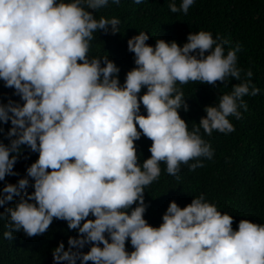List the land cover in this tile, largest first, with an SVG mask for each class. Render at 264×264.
<instances>
[{
    "label": "clouds",
    "instance_id": "obj_1",
    "mask_svg": "<svg viewBox=\"0 0 264 264\" xmlns=\"http://www.w3.org/2000/svg\"><path fill=\"white\" fill-rule=\"evenodd\" d=\"M108 2L0 0V79L23 101L0 102V121L12 125L5 133L10 142L0 140V180L18 175L22 146L39 152L27 175L0 191V205L19 195L0 214L8 216L4 236L43 234L60 218L80 235L70 236L67 248L59 242L54 264H264V223L244 218L234 228V216L205 193L183 207L173 199L159 226L144 215L145 186L160 177L161 161L177 175L182 163L212 158L201 127L208 134L234 131L230 115L240 118L241 106L248 109L245 94L260 92L252 69L238 65L241 45L226 49L227 39L204 29L189 32L182 46L164 38L153 45L139 31L128 39L136 66L121 83L114 60L89 55L96 30L119 32V17L95 14ZM193 3L170 0L169 7L187 13ZM228 77L241 82L218 104L206 105L207 114L189 128L179 111L189 107L180 85H215ZM142 135L152 143L151 156L140 163ZM203 163L196 159L189 167ZM86 244L90 250L82 251Z\"/></svg>",
    "mask_w": 264,
    "mask_h": 264
},
{
    "label": "trees",
    "instance_id": "obj_2",
    "mask_svg": "<svg viewBox=\"0 0 264 264\" xmlns=\"http://www.w3.org/2000/svg\"><path fill=\"white\" fill-rule=\"evenodd\" d=\"M170 0H109L108 4L95 10L97 18L101 15L120 18L119 32L96 30L91 41L90 56H105L114 60L120 67L119 79L123 83L129 70L136 66L135 53L128 48V39L147 31V43L155 45L158 38L168 41L175 39L181 46L187 41L188 33L201 29L210 30L213 36L220 34L229 42L225 48L241 45L238 52V65L245 71L251 68L254 75L250 78L260 92L256 95L245 94L244 100L248 109L241 106L243 115L236 118L230 115L235 125L232 132H221L214 129L208 134L201 127L205 139L209 140L214 154L212 158H193L188 164H181L177 175L169 174L166 162L161 161L162 173L151 184L145 186V201L148 208L145 218L154 226L162 223L163 213L170 202L175 199L180 206H186L194 196L205 193L207 198L218 204L222 212L234 216L233 227L238 229L239 221L247 218L254 222L264 223V0H194L187 13L173 12L169 7ZM177 4L181 0H175ZM111 27V26H109ZM242 78L244 73L241 74ZM241 82L236 77L211 84L190 80L181 84L188 110L181 107L180 114L186 119L189 128L199 123L206 115L205 106L218 104L223 93L233 90V85ZM179 83V82H178ZM142 89L141 95L146 91ZM20 101L14 87H7L0 79V102L9 98ZM141 110L146 108L141 104ZM11 121H0V140L10 142L5 135L11 128ZM139 127V125H137ZM151 138L142 135L137 141L140 163L151 156ZM39 152L32 151L27 145L14 166L18 175H6L0 180V191L6 182L16 183L27 175V167L38 159ZM196 159L203 160L194 170L189 164ZM34 183V178L30 177ZM33 183L27 191H34ZM19 195L14 194L12 201L0 205V214L15 203ZM136 205L134 204L133 207ZM89 218H94L91 216ZM8 216L0 215V264H54L53 251L61 240L68 247L70 236H79L78 229L68 227L64 219L54 218L49 229L43 234L28 236L23 230L13 233L10 239L4 236L7 230ZM102 244V242H101ZM86 244L82 251L90 250ZM129 251L134 249L130 238L126 242ZM55 264H67L66 261ZM79 264V260L77 261ZM87 264H94L88 261Z\"/></svg>",
    "mask_w": 264,
    "mask_h": 264
}]
</instances>
